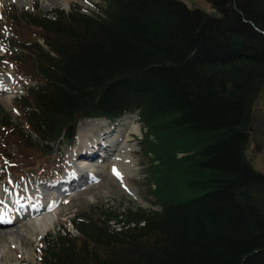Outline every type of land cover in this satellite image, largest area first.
I'll list each match as a JSON object with an SVG mask.
<instances>
[{"label":"trees","instance_id":"16d2710c","mask_svg":"<svg viewBox=\"0 0 264 264\" xmlns=\"http://www.w3.org/2000/svg\"><path fill=\"white\" fill-rule=\"evenodd\" d=\"M1 16L6 59L30 85L16 119L0 109V139L67 148L82 120L126 115L143 130L150 208L75 213L72 232L44 236L37 264H264V174L246 157L264 93V0L9 5Z\"/></svg>","mask_w":264,"mask_h":264},{"label":"rangeland","instance_id":"374dc122","mask_svg":"<svg viewBox=\"0 0 264 264\" xmlns=\"http://www.w3.org/2000/svg\"><path fill=\"white\" fill-rule=\"evenodd\" d=\"M200 2L196 4L203 8L207 7L202 1ZM98 3L99 0H0V33H3V35L8 33L1 13L3 14L9 5L16 10L26 11H31L32 6L36 5L42 13L54 8L67 11L73 7L91 12L92 5ZM185 3L187 2L185 1ZM26 32L23 33V37L32 38L31 34L33 33ZM3 35L0 34V86H7L10 90L0 92V109L5 111L11 119H16L19 114L14 99L24 96L26 87L30 85V79L19 72L6 59L7 45L1 42ZM255 110L264 115V93L256 100L252 112ZM123 119L125 118L116 121L112 125L108 124V121L101 123L95 130V134L97 136L106 133L114 135L120 124L123 125ZM130 120H133L138 126L139 134H131V140L127 143H117L118 145L115 148L117 150L114 153L116 154L121 150V152H124V149L127 148L124 154L129 156L125 159V162L128 163L127 166L124 169L121 168L123 172L119 175L113 172L117 161L112 153L113 158H107L108 156H104L105 151L95 150L98 158L96 161L101 167L100 170L97 168L99 173H91L94 167H91L93 162L88 161L91 158L87 153L81 156V151L83 154L82 148L86 149V146L83 143L79 144L78 137L81 136L80 140L83 141L82 136L90 135L85 126L87 120L79 123L83 128L81 132L78 131L80 129L79 124L77 125L75 140L67 148L58 147L54 150L46 149L42 152L38 150L23 151L12 146L9 139L2 137L0 139V209L9 201L16 204L23 203V205L25 203L40 202L43 208H47V213L50 214L49 219L54 222L53 228L47 233H53L61 227L72 232L68 220L72 218L73 214L91 207L117 210L136 206L150 208V197L145 195L144 186L140 182L143 165L146 161L138 149V141L143 134V130L134 117H130ZM0 136H3V134L0 133ZM106 143L109 144V142ZM246 157L253 170L264 174V131L261 135L259 148L256 149L250 139ZM84 160L88 162V165L82 166ZM67 179H72L70 186H64L65 184H63ZM42 184H47L49 187L45 188ZM53 185H56L55 189L51 188ZM67 188L66 191H56ZM13 218H10V220L12 221ZM4 219L6 218L3 217V221ZM29 223L31 221L18 220L0 227V230H2L0 234L6 235L5 238L0 240V264L38 263L37 251L47 233L36 240L32 237L35 233L29 232ZM33 225L37 227L36 223H33Z\"/></svg>","mask_w":264,"mask_h":264},{"label":"bare ground","instance_id":"6f19581e","mask_svg":"<svg viewBox=\"0 0 264 264\" xmlns=\"http://www.w3.org/2000/svg\"><path fill=\"white\" fill-rule=\"evenodd\" d=\"M9 90H10V88H8L7 86H0V92L1 91L5 92V91H9ZM130 117L131 116H128V118L125 117V119H123V121H122L123 125L122 126H121L122 123L120 122L121 124H120L119 128L116 129V131L114 132V135L113 134L108 135V133H106L104 135L101 134V135L97 136L95 134V130L97 129V127L101 123H105V121H103L101 119H88L87 121H85V126L87 128V131L90 133V135L82 136L83 141L80 140L81 136L78 135L79 136L78 140H79V144L83 143L86 146V149L84 148L85 154H84V152L82 154V151H81V156L86 155V153H87L91 158L88 161L93 162V166H91V167H94V170L91 171V173L98 172V170H100V168H101L99 166L100 164L96 161L97 158L95 157L93 159V157L95 155L94 154L95 150L105 151L106 154L104 156H108L107 158H113V157L115 158V160L117 161L115 168H113V172L115 174L118 173V175H119L123 172L122 169H124V167L127 166V164H128L125 162V159H127L129 156L124 154V152L127 151L126 150L127 148L124 149V152H121L122 151L121 150V151L117 152L116 154L114 153V151L117 150L115 148L120 142L123 144L129 142L131 140V134H134V133L139 134L138 126L135 124V122L133 120H130ZM79 128H78L79 129L78 131L81 132L83 130V128L81 127V124H79ZM118 134H119V136H118ZM106 142H109V144H107ZM82 150H83V148H82ZM111 153H112V155H114L113 157H112ZM99 156H101V155H99ZM85 161L86 160L83 161L82 166L88 165V162H85ZM97 168H98V170H97ZM71 182H72V179H70V180L67 179V180H65V182L63 184H65L64 186H70ZM42 185H44L45 188L49 187V185H47V184H42ZM51 188L55 189V186H52ZM47 212H48L47 209L43 208V206L40 204V202L39 203L31 202L29 204L25 203L23 205V203L22 204H16L15 202L9 201V202H6L5 206L0 209V215H2V217L6 218V219L9 217L7 220L4 219L7 222H4V221L0 222V227L7 225L11 221L10 218H12V217H14V218L9 224L17 222L18 220H20V221L26 220V222L31 221V223L28 224L30 227L29 232L32 234L35 233L34 236H32V237H34L37 240V239L42 238L49 230H51L53 228L54 222L49 219L50 214ZM33 223L34 224L36 223L37 227H34ZM0 231H2V230H0ZM5 236L6 235L0 234V240L5 238Z\"/></svg>","mask_w":264,"mask_h":264},{"label":"water","instance_id":"95a60500","mask_svg":"<svg viewBox=\"0 0 264 264\" xmlns=\"http://www.w3.org/2000/svg\"><path fill=\"white\" fill-rule=\"evenodd\" d=\"M250 122L251 123L248 126L247 131L251 134V142L257 149L261 145V135L264 131V115L258 110H255L251 114Z\"/></svg>","mask_w":264,"mask_h":264},{"label":"snow or ice","instance_id":"6c2138e0","mask_svg":"<svg viewBox=\"0 0 264 264\" xmlns=\"http://www.w3.org/2000/svg\"><path fill=\"white\" fill-rule=\"evenodd\" d=\"M115 171V170H114ZM117 175H118V173H117ZM0 222H3V217H2V215H0Z\"/></svg>","mask_w":264,"mask_h":264}]
</instances>
